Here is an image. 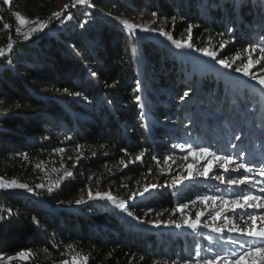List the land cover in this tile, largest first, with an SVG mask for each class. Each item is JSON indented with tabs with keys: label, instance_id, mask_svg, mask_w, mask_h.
<instances>
[{
	"label": "trees",
	"instance_id": "trees-1",
	"mask_svg": "<svg viewBox=\"0 0 264 264\" xmlns=\"http://www.w3.org/2000/svg\"><path fill=\"white\" fill-rule=\"evenodd\" d=\"M61 1L0 0V31L6 35L8 25L15 46L0 63V179L35 189L34 194L0 189V255L28 253L23 264H52L70 252L86 257L84 264L187 261L196 252L197 233L140 228L112 204L89 201L88 191L100 181L104 189L123 184L126 190L124 184L150 180L164 157L172 158L171 144L199 128V103L223 127V121L235 124L238 114L256 117L260 106H252L256 101L264 104V97L259 100L262 95L255 86L249 85L248 91L247 83L235 82L238 103L225 72L214 68L206 75L195 64L198 59L174 55L168 43L131 35L112 17L141 24L153 17L177 40L187 38L191 25L194 45L215 35L226 38L230 32L228 38L236 39L231 50L237 53L264 49V33L255 27L264 21V2L90 0L94 7L74 8L68 0L69 11L57 19L53 13ZM17 14L50 27L19 39ZM68 14L73 19L64 21ZM191 84H196L195 96L180 100ZM187 110L191 113L186 116ZM188 116L191 120L186 121ZM206 121L219 129L213 118ZM210 130L204 137H210ZM142 152L145 164L135 161ZM67 171L73 176L61 179ZM146 198L129 205L134 215L138 207L175 205L169 191ZM78 199L86 203L77 205Z\"/></svg>",
	"mask_w": 264,
	"mask_h": 264
},
{
	"label": "rangeland",
	"instance_id": "rangeland-1",
	"mask_svg": "<svg viewBox=\"0 0 264 264\" xmlns=\"http://www.w3.org/2000/svg\"><path fill=\"white\" fill-rule=\"evenodd\" d=\"M8 2L10 0H7ZM68 0L61 1L60 6L58 8L57 12H63L66 13L69 11H64V6L67 4ZM264 2V0H263ZM64 3L63 7L62 4ZM264 6V3H263ZM81 6H76L74 8H80ZM150 22H145L144 25H148L150 28H163L164 30H167L166 24L163 21L155 20L153 17H151ZM130 23L135 24H141L140 22L129 20ZM62 26V23L61 25ZM35 27L34 25L28 26V24H21L19 27V32H17V35L19 39H24V33L29 32V30ZM50 25L47 22V27L44 29V32H46L49 29ZM257 31H263L264 33V21L258 22L255 26ZM8 29V28H7ZM6 35H3V33L0 31V48L4 49L5 53L9 50L7 49V44L9 43V37H11V42L13 43V35H11L10 32H7ZM169 32V31H168ZM230 32L227 33L226 38H222L219 35H215L213 37H210L208 41L198 40L199 43L195 44L194 47H201L199 44H203L204 47H208L210 50L218 52V59L220 57H226L225 59L229 62H232L235 60V63L233 64V68H223L217 63H215L214 60H212L209 57L203 56L201 53L193 51L188 48H176L170 41H168L165 37H162L156 33L152 32H140L137 30L135 36L142 37V38H151L154 40H157L159 42H163L167 45L170 44L171 48L173 50L174 55L180 56L183 55V58L185 57H193L198 59L199 61H196L195 64L200 65V67L205 71V74L212 75V70L214 68V71L221 70L225 72L227 81L232 86V96L236 97L238 103L241 102L240 94L235 89V82L238 83H247L248 91H249V85H253L257 88L260 96L264 97V88H261V86L253 79H251L250 76L243 75L242 72H236L234 71V67H240L242 63H246L249 56H251L253 63L255 67L251 69L252 72L264 75V73L260 72L261 68H264V51L260 50L259 48L255 47V50H250L249 48L246 50L238 51L237 53L234 52L232 49L233 44L236 42V39L234 37H229ZM31 37V34H30ZM263 39L264 37H260ZM226 45L223 49H221L220 45ZM14 46V44H13ZM230 48V49H229ZM14 50V49H13ZM237 56L240 57L239 60L235 59ZM257 61H260L257 63ZM198 79V82L201 81L200 72L196 73V76ZM188 75L184 76V80H188ZM195 87L196 84H191V88L193 91L190 93V99L195 96ZM187 88V90L189 89ZM249 93V92H248ZM182 104V102L180 101ZM261 101H256L255 105L252 107L255 108L256 106H260L259 113H257L256 117L253 118H243L241 114H238L235 120V124H229L227 125L225 121H223L222 125L223 127H220V123H218V120L216 116H213L211 114H208L205 110L204 106L199 103L198 106H196L197 110H199V116L201 117V124L199 128L192 134L191 137L183 138L176 140V144H171L172 149V158L168 161V163H163L157 166L158 172H155L152 176V178H149L150 180H146L141 183L137 184H124L127 185L126 190L122 188L123 184L120 185L121 188L113 186L114 188H103V183L100 181L98 184L94 185L93 189L91 190L93 193L95 192H111V194L117 199V200H126L128 205H138L141 204L147 199L148 195L150 194H160L163 191H169L171 192V196L173 197V201H175V205L173 207L170 206H163V207H151V206H145V207H138L136 208V214L135 216H138L140 220L142 221H148L147 223H140L138 220H135L131 217H128L126 213L122 212L124 217L131 220L136 226L140 228H148L153 230H164L166 232H176L181 234H196V237L198 239L196 240L197 246L194 247V251L197 249H202L201 255L206 258H211L212 255H214L215 252L221 253V255H227L230 251H236L239 253L242 251V249L239 248L237 244L229 243L230 239H235L237 241H240L241 243H245V248L249 244H255L259 245L261 243L260 240L252 237H247L240 235L238 233L230 232L227 229L223 233H216L212 232L210 228L205 227L206 224H211V215L214 212V206L212 205V202L209 201L207 204L199 201L197 199L198 196H222L225 199H232L235 198L236 194H248V195H255L259 197L260 199L252 202L253 204H260L262 205L259 208H248L247 206L243 210L247 214L250 215H256L257 226L260 225L261 220H264V192H261L260 189L264 188V175H259V172L261 171V168H264V133L261 132V125L264 124V109L262 108ZM264 106V104H263ZM245 109L248 107L245 106ZM184 111V110H183ZM186 116L191 113L190 110L185 111ZM184 113V114H185ZM186 119V121L191 120V117ZM196 118V117H195ZM214 120V124H219V129L214 130L216 127L208 126L207 121L209 119ZM216 118V119H214ZM195 121V119H194ZM211 127V135L208 137L206 135L204 137V132L207 128ZM246 135V138L243 135ZM234 135H240V140H235ZM188 144H192L194 147H209L211 151L217 152V154L225 155L230 154L235 156L237 153H240V159L250 164V166L254 167L255 171L250 176L253 177V185H241L239 187L232 186L229 187L226 184L220 183V180L217 178V174L221 175H231L233 177L236 176V173L230 172V173H223V170L218 166L214 165L213 171L210 173L208 178L203 177L200 175L203 168L208 165L210 157L205 158H197L194 155H190L186 149V146ZM232 144H236L237 147L233 148ZM174 145H185V150H181L179 147H173ZM187 156V160L184 159V157ZM141 162V161H140ZM142 164H145V160L142 159ZM193 165V176L191 178L188 177L187 172V165ZM234 167V166H230ZM243 172V170H241ZM182 176L184 179L177 184L175 187L171 186V181L175 176ZM0 181H3L0 179ZM4 182V181H3ZM9 183V182H4ZM155 184L157 185L156 188L152 189L149 193H145L143 196H140L139 193L143 192L145 185H151ZM17 193L22 194H28L27 191L21 190V189H10ZM125 191V192H122ZM160 191V192H159ZM132 193H137L134 200L128 199V197ZM88 197V194H87ZM194 201V203H193ZM108 204H111L107 201ZM180 204H187L188 207L184 210L183 214L180 212L175 211L176 208ZM113 205V204H112ZM114 206V205H113ZM216 206H220V201H217ZM115 207V206H114ZM119 210L118 208H116ZM151 209V211H149ZM120 211V210H119ZM204 212V216L201 217V225L196 230H193L185 225H183V219L185 217H188L190 219H195V215L197 212ZM241 214V210H237L235 214L236 217V223L243 225L244 221L239 219V216ZM246 218V217H245ZM174 220L176 223H180L181 227L177 228L175 227V224H170L168 221ZM151 221H164L165 223L160 224L159 227H156L151 223ZM221 225H223V221L221 220L219 222ZM249 224H251V221H248ZM211 236V239H208V237ZM211 247L213 249V252H209L208 249ZM24 256V258H20L19 254L16 255H10V256H3L0 255V264H23L22 261L27 260V254ZM9 257H12V259H9ZM86 257L76 253V252H70L68 253L63 259L59 261H55L52 264H64L65 261L68 262V264H73V261L75 259L76 264H84L86 262ZM199 257L195 255L192 256V258L188 259L192 261V264H195L196 260H198ZM258 259V257H257ZM173 261H176V264H184L183 261L175 259V260H169L161 264H172ZM242 264H252V258H244L242 261Z\"/></svg>",
	"mask_w": 264,
	"mask_h": 264
},
{
	"label": "snow or ice",
	"instance_id": "snow-or-ice-1",
	"mask_svg": "<svg viewBox=\"0 0 264 264\" xmlns=\"http://www.w3.org/2000/svg\"><path fill=\"white\" fill-rule=\"evenodd\" d=\"M7 2V0H6ZM77 5L84 6L88 5L89 7H94L90 3V0H73L72 7H76ZM68 5L64 6V11H67ZM63 15V12H55L53 13V16L57 19L61 18ZM86 16H90L91 13H85ZM152 16H157L156 12L152 13ZM17 20L21 24L26 23H33L36 26L31 28L29 32L24 33V39L27 40L30 38L31 33L35 32H42L47 27V22L44 21H27L23 16L17 14ZM73 19V16L71 14H68L64 21H71ZM113 20L119 21V23L129 31L131 35H135L137 30L140 32H152L156 33L162 37H165L168 41H170L176 48H188L193 51L201 53L205 57H209L212 60L215 61L218 65H220L223 68L231 69L233 68V64L235 63V60L232 62H229L226 59L220 58L218 59V52L210 50L208 47H194V44L192 42V32L193 28L191 25L187 28V38L185 40H177L173 37V35L164 30L163 28H150L148 25L144 24H135L130 23L128 20H120L119 17H112ZM175 18L173 17V20ZM62 21V23L64 22ZM88 21L85 20L81 27H83L85 24H87ZM5 29L8 28V25H4ZM228 31H231V29H228ZM17 32H19V29H17ZM226 33H220L221 36L225 35ZM73 48H75V45H72ZM221 49L226 47V45L222 44L220 45ZM7 49L11 51L13 49V43L11 42V37H9V43L7 44ZM252 50L254 51L255 48L252 47ZM264 51V49H261ZM133 53H135V49H133ZM5 51L4 49L0 48V57H4ZM235 59L239 60L240 57L237 56ZM264 59V58H262ZM260 61H257L259 63ZM255 67L253 60L251 56H249L246 63H242L240 67H235L234 71L236 72H242L245 76H250L251 79L255 80L261 88H264V75L252 72L251 69ZM91 75L95 77L97 74L95 71H92L89 69ZM261 73H264V68L260 69ZM139 85V82H137ZM140 87L137 86L135 89V92H140ZM64 91H67V89H64ZM193 90L189 88L188 90L183 91L182 95L179 97L180 100H185V98L190 97V93ZM79 95V93H77ZM135 101L139 104L141 101V97L139 95L135 96ZM111 103V101H109ZM144 113L141 112V116H143ZM261 128L264 129V124L261 125ZM68 139H71V137H68ZM235 140H240V135H234ZM173 147H179L181 150H185V145H174ZM233 148H236V144H232ZM186 149L190 155H194L197 158H211L208 162V165L203 168L200 175H202L205 178H208L210 173L213 171L214 165H218L222 170L223 173L227 174L230 172L236 173V176L233 177L231 175L225 176L221 174H217V178L220 180V183L226 184L229 187L236 186L239 187L241 185H253V177L249 174L253 173L255 171L254 167L250 166V164L243 162L240 159V153H237L235 156L230 154L220 155L217 154L215 151H211L209 147H194L192 144H188L186 146ZM61 152L64 151V149H60ZM122 152L127 153V149H121ZM144 153L142 152L140 155L136 156L135 161H141L143 159ZM26 158V154H25ZM187 156L184 157L185 160H187ZM80 158L78 157L77 160ZM153 160H157L156 157H152ZM171 159V157H164V162L168 163V161ZM131 161V162H135ZM157 163H159V160H157ZM75 166V165H74ZM234 166V167H230ZM127 167V165H125ZM193 165H187V172L188 177L191 178L193 176ZM243 170V172H241ZM259 175H264V168H261V171L259 172ZM73 172L67 171L64 174V177H61V179H64L65 177H72ZM184 178L182 176H175L171 181V186L175 187L177 184H179ZM44 185L37 184L36 188H43ZM124 187H127L125 185ZM157 185L151 184V185H145L143 192L139 193L140 196H143L145 193H149L152 189L156 188ZM0 189H21L25 190L28 193L34 194L35 189L30 187L28 184L25 183H17L15 181H11L9 183H4L3 181H0ZM48 191L51 192L52 188H48ZM261 192H264V188L260 189ZM137 193H132L128 199L134 200ZM197 199L205 204L207 202L211 201L212 205L214 206V212L211 215V224L204 225L205 227H208L211 229L212 232L216 233H223L225 229H227L230 232L238 233L243 236L256 238L261 241L259 245L255 244H249L245 248V241L244 243H241L240 241H237L235 239H230L229 243L237 244L242 251L237 253L236 251H230L227 255H221L219 252H215L214 255L211 256V258H206L201 255L202 249H197L195 252V255L199 257L198 260H196L195 264H242V261L244 258H252V264H264V220H261V223L259 226H257V216L256 215H250L244 212L243 210L247 206L248 208H259L262 205L260 204H253L252 202L260 199L259 197L255 195H248V194H236L235 198L232 199H225L222 196H198ZM88 200L89 201H107L113 204L116 208H118L121 212L126 213L128 217H131L135 220H138L140 223H147L148 221H142L138 216H135L133 211L130 210L129 205L126 200H117L111 192H95L93 193L91 189L88 191ZM217 201H220V206H216ZM77 205L84 204L86 201L83 199H78L75 201ZM194 203V201H193ZM188 207L187 204H180L175 211L180 212L183 214L184 210ZM237 210H241V214L239 216V219L244 221L243 225L236 223V217L235 214ZM151 211V209H149ZM204 216V212H197L195 215V219H190L188 217H185L183 219V225L196 230L201 225V217ZM246 217V218H245ZM223 221V225H221L219 222ZM248 221H251V224L248 223ZM38 223V221H37ZM154 226L159 227L160 224L165 223L164 221H151ZM170 224H175V227L180 228L181 224L176 223L174 220L168 221ZM212 237L209 236L208 239H211ZM209 252H213V249L209 247ZM26 254L24 252L19 253L20 258H24ZM258 257V259H257ZM9 259H12V257H9ZM87 259V258H85ZM64 264H68L67 261L64 262ZM73 264H76L75 259L73 261ZM154 264H158V262H154ZM172 264H176V261H173ZM184 264H192L191 260L184 261Z\"/></svg>",
	"mask_w": 264,
	"mask_h": 264
},
{
	"label": "water",
	"instance_id": "water-1",
	"mask_svg": "<svg viewBox=\"0 0 264 264\" xmlns=\"http://www.w3.org/2000/svg\"><path fill=\"white\" fill-rule=\"evenodd\" d=\"M15 46H13V49H14ZM13 49L11 51H8L5 53L4 57H0V63L6 59L12 52H13Z\"/></svg>",
	"mask_w": 264,
	"mask_h": 264
}]
</instances>
